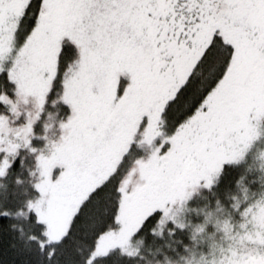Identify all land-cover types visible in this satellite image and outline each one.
I'll list each match as a JSON object with an SVG mask.
<instances>
[{"label": "snow or ice", "instance_id": "obj_1", "mask_svg": "<svg viewBox=\"0 0 264 264\" xmlns=\"http://www.w3.org/2000/svg\"><path fill=\"white\" fill-rule=\"evenodd\" d=\"M0 264H264V0H0Z\"/></svg>", "mask_w": 264, "mask_h": 264}, {"label": "rangeland", "instance_id": "obj_2", "mask_svg": "<svg viewBox=\"0 0 264 264\" xmlns=\"http://www.w3.org/2000/svg\"><path fill=\"white\" fill-rule=\"evenodd\" d=\"M190 205L192 207H196L197 211H199L200 208H205V205L209 206L211 204H208V201L201 200V201H196V202H190ZM211 208H214L213 210H215V205H214V207H210L209 209H211ZM206 210H208V209H206ZM218 215H219V213H218ZM193 219L195 220V222H199V220H202V216L197 219L196 214L193 213Z\"/></svg>", "mask_w": 264, "mask_h": 264}, {"label": "trees", "instance_id": "obj_3", "mask_svg": "<svg viewBox=\"0 0 264 264\" xmlns=\"http://www.w3.org/2000/svg\"><path fill=\"white\" fill-rule=\"evenodd\" d=\"M214 205H215V202L214 201H212V203H211V205H209L208 206V209L210 208V207H214ZM214 208H211V210H213ZM193 222H195V220L193 219ZM180 239H183L184 237H179Z\"/></svg>", "mask_w": 264, "mask_h": 264}]
</instances>
